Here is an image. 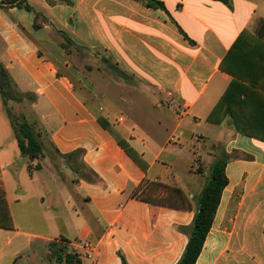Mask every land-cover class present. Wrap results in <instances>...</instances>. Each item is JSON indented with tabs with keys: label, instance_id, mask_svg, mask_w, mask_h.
Returning a JSON list of instances; mask_svg holds the SVG:
<instances>
[{
	"label": "crops",
	"instance_id": "1",
	"mask_svg": "<svg viewBox=\"0 0 264 264\" xmlns=\"http://www.w3.org/2000/svg\"><path fill=\"white\" fill-rule=\"evenodd\" d=\"M9 1L0 65L23 100L8 107L44 153L22 154L0 96V186L14 221L0 232L13 235L4 245L27 239L12 264H32L34 240L61 238L81 264H179L220 159L228 183L196 264H264V0H157L165 11L25 0L32 12ZM63 35L96 64L75 63ZM104 57L117 78L100 70ZM144 180L180 189L189 208L134 197Z\"/></svg>",
	"mask_w": 264,
	"mask_h": 264
},
{
	"label": "trees",
	"instance_id": "2",
	"mask_svg": "<svg viewBox=\"0 0 264 264\" xmlns=\"http://www.w3.org/2000/svg\"><path fill=\"white\" fill-rule=\"evenodd\" d=\"M138 1H142L149 8L162 9L165 11L163 3L157 0ZM218 1L228 3V0ZM6 4L24 7L29 12L33 11L25 0H11ZM39 18L40 16L37 14L35 21L36 28L41 27V24L38 22ZM63 37L65 39L63 47L68 51L69 47L73 45V42L66 35H63ZM0 96L7 107L8 115L10 117L20 151L24 156L28 157L32 161L41 159L44 154L43 147L35 134L33 125L26 120L18 121L17 119H12V112L10 111L8 104L10 101L20 102L23 100V97L15 89L9 72L3 65H0ZM120 145L138 163L141 162V159H139L135 151L125 141H120ZM225 166L226 161L224 159H220L216 161L212 167L210 181L205 186L200 198L199 208L189 232L190 239L183 258L179 264H196V261L202 252L206 237L212 228L222 192L228 183L225 175ZM133 196L144 202L155 205L168 206L172 208H189L188 200L180 189L172 188L159 182L144 180L134 191ZM0 229H14L12 214L6 200L5 191L1 186ZM68 245L69 241L65 238H61L59 241L51 242L49 244V248L52 257H54L59 264L62 262H66V264H73L74 262L75 264H81V259L78 254H71L67 251L69 247ZM123 264H127L125 260L123 261Z\"/></svg>",
	"mask_w": 264,
	"mask_h": 264
},
{
	"label": "rangeland",
	"instance_id": "3",
	"mask_svg": "<svg viewBox=\"0 0 264 264\" xmlns=\"http://www.w3.org/2000/svg\"><path fill=\"white\" fill-rule=\"evenodd\" d=\"M70 50H72L71 52L73 53L75 63L78 64L80 62H83L84 64H87L88 68L96 64L97 61L96 58H98L99 55L98 53L88 51L85 49H80L76 46L74 47L70 46ZM99 62L102 63L101 67L99 63L97 64L100 67V70L104 71L110 77L117 78L115 76L118 75L117 68L112 64L110 60L104 57ZM28 110L30 109L28 108ZM10 111L12 112V117H13L12 119H17L18 121H24L25 118L22 113H17L16 111H14L13 108L12 110L10 109ZM135 116L138 117V115H132L130 116V118L131 117L135 118ZM169 133L170 132L163 134L162 140H164V136L166 139ZM12 237L13 235L0 232V264H12L13 259L11 257L13 253L16 250H18L17 247L15 246L17 245L18 247H20V245L24 244L27 240L26 238H21V239L18 238L14 240V242H10L4 245L5 240H9ZM29 248L31 253L32 264H59L57 260L54 257H52L48 242H44L41 240H34L33 243L29 246ZM67 251L71 254L76 253L71 247H68ZM124 260L126 261V259L123 257V261ZM60 264H66V262H62ZM73 264H75V262Z\"/></svg>",
	"mask_w": 264,
	"mask_h": 264
}]
</instances>
